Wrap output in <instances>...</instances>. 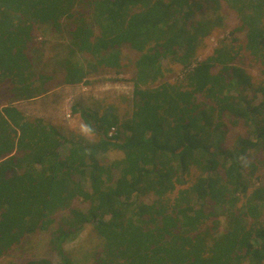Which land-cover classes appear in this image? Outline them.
I'll return each mask as SVG.
<instances>
[{"label":"trees","instance_id":"trees-1","mask_svg":"<svg viewBox=\"0 0 264 264\" xmlns=\"http://www.w3.org/2000/svg\"><path fill=\"white\" fill-rule=\"evenodd\" d=\"M221 1L245 40L196 60L221 26ZM49 50L65 54L57 66ZM172 65L183 69L174 82L163 79ZM129 69L128 120L112 106L80 113L98 142L0 105V258L54 228L49 250L76 264L63 245L89 225L102 242L92 264H264V0H0V85L12 100ZM110 150L123 156L102 160Z\"/></svg>","mask_w":264,"mask_h":264},{"label":"rangeland","instance_id":"rangeland-1","mask_svg":"<svg viewBox=\"0 0 264 264\" xmlns=\"http://www.w3.org/2000/svg\"><path fill=\"white\" fill-rule=\"evenodd\" d=\"M199 1V0H197ZM206 10L205 5L203 9ZM206 14V13H205ZM201 16L197 12L195 14L196 18H203L206 16H213L216 18V14L213 12L207 15ZM219 15L222 18L221 26L216 30L211 36L208 37L205 47L199 49V53L196 60H202L208 56L214 47L219 45V41L222 40L224 44L230 45L236 49L240 43L245 40L244 31H238L240 20L238 16L230 11L227 6L221 1V9L219 10ZM36 41L44 40L40 37V33L37 32ZM48 47L55 45L58 42L48 39ZM49 53L53 56L50 60V64L54 62L52 66H57L60 61L65 57L63 52L51 51ZM241 54L245 55L244 52ZM122 55L124 57H132L133 54L129 50H123ZM165 61L162 62V64ZM50 66V67H52ZM175 68V69H174ZM240 68L245 70L248 75L252 78L263 77L260 74V66L253 62H249L246 58H243V63L240 64ZM182 68L172 65L167 67L166 75L163 79L168 81L180 80L183 76ZM172 71V73H169ZM131 71L130 69L118 74L107 73L101 74L99 77H93L91 79V84L85 85L80 84L76 86H57L56 82L50 84L53 89L48 93L44 94L46 96L43 100H17L13 101L10 91L8 90L6 84L0 85V105L10 104L25 113L27 116L33 118L42 119L47 126L55 128L60 134L66 137L82 136L89 141H99V136L91 134L80 116L81 111L87 110L92 115L94 112L98 114L102 113L107 106H112L114 110L118 113L121 120H128L132 111L133 102V84L130 80ZM255 83V80H252ZM247 96L250 97V92L246 90ZM40 97V96H39ZM262 95L257 94V100L261 101ZM35 99V98H34ZM19 101H21L19 103ZM105 104V106H104ZM77 107L76 113H73V108ZM112 116L111 112H108ZM115 130H111L108 133L110 136L114 134ZM70 133V135H69ZM245 129L240 128H229L227 133L226 142L228 145L232 144L234 139L238 134H244ZM68 148L63 146L61 148V153H66ZM122 153L115 150H110L105 154H102L101 158L107 160H116L122 157ZM79 181L83 185L85 190H89V184L87 181L79 177ZM146 201V200H145ZM81 200H76L74 206L76 208L84 209L88 207L87 203H81ZM66 214V213H65ZM67 215V214H66ZM62 217L61 215L58 216ZM50 231H39L29 236H25L22 244L13 247L7 254L0 258V264H22L29 260L38 259H49L53 264L60 263V257L56 252H51L48 248V242L51 240ZM102 242L95 238V235L91 232L89 225H84L81 227L67 242L64 243L63 248L67 252L72 260L76 264H92V254L97 247H101Z\"/></svg>","mask_w":264,"mask_h":264},{"label":"crops","instance_id":"crops-1","mask_svg":"<svg viewBox=\"0 0 264 264\" xmlns=\"http://www.w3.org/2000/svg\"><path fill=\"white\" fill-rule=\"evenodd\" d=\"M46 96H44V95H42V96H40V97H37V98H35V99H32V100H43L44 98H45ZM32 100H29V101H32ZM13 101H17V100H13ZM21 101H19V103H20Z\"/></svg>","mask_w":264,"mask_h":264},{"label":"clouds","instance_id":"clouds-1","mask_svg":"<svg viewBox=\"0 0 264 264\" xmlns=\"http://www.w3.org/2000/svg\"><path fill=\"white\" fill-rule=\"evenodd\" d=\"M111 130L113 131V130H115V128H114V127H112V128L110 129V131H111ZM110 131H109V132H110ZM112 134H113V133H112ZM112 134H111V135H112ZM111 135H110V136H111Z\"/></svg>","mask_w":264,"mask_h":264}]
</instances>
